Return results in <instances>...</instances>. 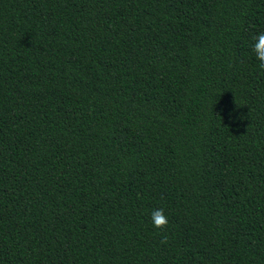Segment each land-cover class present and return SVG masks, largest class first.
<instances>
[{
    "label": "trees",
    "instance_id": "obj_1",
    "mask_svg": "<svg viewBox=\"0 0 264 264\" xmlns=\"http://www.w3.org/2000/svg\"><path fill=\"white\" fill-rule=\"evenodd\" d=\"M260 32L264 0H0V264H264Z\"/></svg>",
    "mask_w": 264,
    "mask_h": 264
},
{
    "label": "clouds",
    "instance_id": "obj_2",
    "mask_svg": "<svg viewBox=\"0 0 264 264\" xmlns=\"http://www.w3.org/2000/svg\"><path fill=\"white\" fill-rule=\"evenodd\" d=\"M253 43L251 45V53L255 57L257 67L261 72H264V32L253 34ZM150 219L152 221V226L155 229H164L167 227L169 221L168 217L165 215L164 210L154 209L151 211ZM167 237L165 236L162 240V244H166Z\"/></svg>",
    "mask_w": 264,
    "mask_h": 264
}]
</instances>
